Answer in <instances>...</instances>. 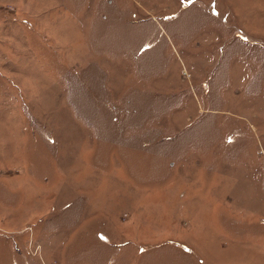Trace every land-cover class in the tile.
Here are the masks:
<instances>
[{
    "label": "rangeland",
    "instance_id": "obj_1",
    "mask_svg": "<svg viewBox=\"0 0 264 264\" xmlns=\"http://www.w3.org/2000/svg\"><path fill=\"white\" fill-rule=\"evenodd\" d=\"M0 264H264V0H0Z\"/></svg>",
    "mask_w": 264,
    "mask_h": 264
}]
</instances>
